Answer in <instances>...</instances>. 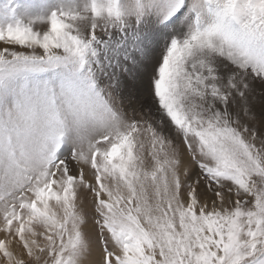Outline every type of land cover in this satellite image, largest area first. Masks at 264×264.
<instances>
[{
	"label": "snow or ice",
	"instance_id": "1",
	"mask_svg": "<svg viewBox=\"0 0 264 264\" xmlns=\"http://www.w3.org/2000/svg\"><path fill=\"white\" fill-rule=\"evenodd\" d=\"M0 27V264H264V0H36Z\"/></svg>",
	"mask_w": 264,
	"mask_h": 264
},
{
	"label": "rangeland",
	"instance_id": "2",
	"mask_svg": "<svg viewBox=\"0 0 264 264\" xmlns=\"http://www.w3.org/2000/svg\"><path fill=\"white\" fill-rule=\"evenodd\" d=\"M37 9L36 0H0V27L17 19L26 20L24 16L32 15Z\"/></svg>",
	"mask_w": 264,
	"mask_h": 264
},
{
	"label": "bare ground",
	"instance_id": "3",
	"mask_svg": "<svg viewBox=\"0 0 264 264\" xmlns=\"http://www.w3.org/2000/svg\"><path fill=\"white\" fill-rule=\"evenodd\" d=\"M27 16H30V13H27L24 18L27 19L28 17ZM5 19V18H4ZM7 21V20H6Z\"/></svg>",
	"mask_w": 264,
	"mask_h": 264
}]
</instances>
